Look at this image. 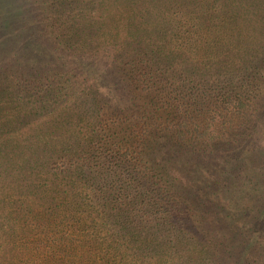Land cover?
<instances>
[{"label": "trees", "instance_id": "16d2710c", "mask_svg": "<svg viewBox=\"0 0 264 264\" xmlns=\"http://www.w3.org/2000/svg\"><path fill=\"white\" fill-rule=\"evenodd\" d=\"M0 264H264V0H0Z\"/></svg>", "mask_w": 264, "mask_h": 264}]
</instances>
